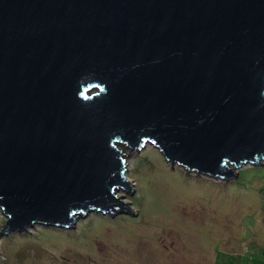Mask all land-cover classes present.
Listing matches in <instances>:
<instances>
[{
	"label": "water",
	"instance_id": "water-1",
	"mask_svg": "<svg viewBox=\"0 0 264 264\" xmlns=\"http://www.w3.org/2000/svg\"><path fill=\"white\" fill-rule=\"evenodd\" d=\"M149 142L221 178L260 162L264 0H0V236L135 216L119 147Z\"/></svg>",
	"mask_w": 264,
	"mask_h": 264
},
{
	"label": "rangeland",
	"instance_id": "rangeland-1",
	"mask_svg": "<svg viewBox=\"0 0 264 264\" xmlns=\"http://www.w3.org/2000/svg\"><path fill=\"white\" fill-rule=\"evenodd\" d=\"M119 148L134 192L113 195L135 216L94 210L69 226L11 229L0 264H264V155L221 178L172 163L151 142ZM7 221L0 208V228Z\"/></svg>",
	"mask_w": 264,
	"mask_h": 264
}]
</instances>
